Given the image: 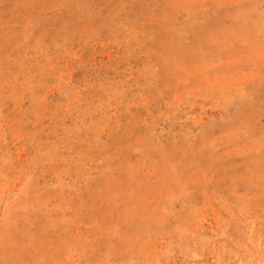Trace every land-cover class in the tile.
Segmentation results:
<instances>
[{
  "label": "rangeland",
  "instance_id": "374dc122",
  "mask_svg": "<svg viewBox=\"0 0 264 264\" xmlns=\"http://www.w3.org/2000/svg\"><path fill=\"white\" fill-rule=\"evenodd\" d=\"M0 264H264V0H0Z\"/></svg>",
  "mask_w": 264,
  "mask_h": 264
}]
</instances>
